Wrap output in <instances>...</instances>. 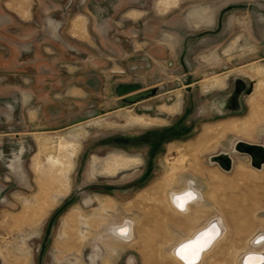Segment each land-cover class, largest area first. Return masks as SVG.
<instances>
[{"label": "rangeland", "instance_id": "rangeland-1", "mask_svg": "<svg viewBox=\"0 0 264 264\" xmlns=\"http://www.w3.org/2000/svg\"><path fill=\"white\" fill-rule=\"evenodd\" d=\"M18 75L30 92L3 91ZM240 141L264 145V0H0V264H39L74 196L43 264H180L174 246L220 216L202 264H239L264 243V164ZM191 179L205 199L180 213L170 193ZM127 220L131 239L108 232Z\"/></svg>", "mask_w": 264, "mask_h": 264}, {"label": "bare ground", "instance_id": "bare-ground-1", "mask_svg": "<svg viewBox=\"0 0 264 264\" xmlns=\"http://www.w3.org/2000/svg\"><path fill=\"white\" fill-rule=\"evenodd\" d=\"M178 2L179 0H165V3L168 7H174L178 4ZM50 24L53 27V30L56 32L57 26L54 25L53 21H50ZM92 124L104 125L105 122H103V120H94ZM88 133L89 131L85 128H75L71 132V134L74 136L75 139H82V140L87 137ZM50 142L51 141H47V140L42 142V148L44 151H50L51 155L49 157V160L51 164L53 166L58 164L59 165L69 164L70 161L68 157L66 158L60 156L57 157L55 153H52V151L55 150V147L54 146L50 147L49 145ZM61 145H63V143H61ZM262 167L263 164L260 165V167L258 166L257 168L261 169ZM114 169L115 168H113L112 170ZM188 193H191V198H189V196L187 195ZM202 193H203L202 189L198 188L195 184V181L191 179L186 183V187L184 189L173 191L170 193V202L172 204L171 206H173L177 211L181 213H188L193 204L198 203L205 199ZM180 203H183V207L179 206ZM133 224L134 222L132 220H127L120 224L112 225L111 227H109L108 232L113 234L117 233L118 238H120L121 240H129L134 235ZM206 228L208 229L205 230ZM121 230H126V231H121ZM227 231L228 229L226 227L224 218L220 216L219 218H216L213 221L211 219L205 226H202L198 230L194 231L190 236L184 238L178 244H176V246H174L172 250V254L175 256V258H177L176 260L180 264H194L195 262H196L195 264H202L205 261L206 256L214 249V247L218 244V242L225 236ZM197 234L198 236L194 240L186 244H183L186 241L193 239ZM261 237H264V234L259 235L254 242H256ZM187 244H191V248L186 249V253H185L189 255V260L183 259L181 255L178 254L181 247ZM260 245L264 246V243L262 242L259 244V246ZM253 246L254 247L252 250L247 251L241 255L239 264H264V248L259 250L258 249L259 246L257 245V243H254ZM192 253H195V255L192 256L191 255ZM249 257H252V259H249Z\"/></svg>", "mask_w": 264, "mask_h": 264}, {"label": "water", "instance_id": "water-1", "mask_svg": "<svg viewBox=\"0 0 264 264\" xmlns=\"http://www.w3.org/2000/svg\"><path fill=\"white\" fill-rule=\"evenodd\" d=\"M254 5L253 3H241V4H230L228 5L222 12V14H224V12L226 10H230V9H234V8H241V7H244V8H249V10H254ZM258 9V8H257ZM189 82L191 81V79L188 80ZM139 87L137 85H131V86H125L123 89H121V93H128V92H132L134 90H137ZM192 90V87L189 86L188 87V91H191ZM147 92H142V93H139V94H134L133 96H131V100H136L142 96H145ZM185 128V125L183 124H176L174 127H172L171 129H168L167 131L159 134V135H156L157 138H171L173 136L176 135V133H179V132H182ZM236 148L242 152H245V153H248L249 155H251L252 157V164L255 166V167H260V165L264 164V145L262 144H255V143H250V142H246V141H240L238 142V144L236 145ZM221 157V158H220ZM215 159H217L218 161H220V163L223 165V166H226V167H229V164L228 162H230L229 158L225 155H221L219 157H214ZM228 161V162H227ZM149 172V170H148ZM146 179V178H145ZM78 191L80 192H83L82 189H78ZM76 199V196L70 198L69 200H67V202H65L59 209L58 211L53 215V217L51 218L50 222H49V225H48V228L46 230V233H45V236H44V241L43 243L41 244V248H40V263L39 264H43V257L46 253V250H47V247H48V244H49V240H50V237H51V234H52V228L54 226V223H55V220L56 218L60 215V213L62 211L65 210V208L71 204L74 200ZM209 228V227H208ZM208 228H206L205 230H207ZM200 234V233H198ZM198 234L191 240H188L186 241L185 243L183 244H186L192 240H194ZM182 246V245H181ZM196 263V262H195ZM194 263V264H195Z\"/></svg>", "mask_w": 264, "mask_h": 264}, {"label": "crops", "instance_id": "crops-1", "mask_svg": "<svg viewBox=\"0 0 264 264\" xmlns=\"http://www.w3.org/2000/svg\"><path fill=\"white\" fill-rule=\"evenodd\" d=\"M9 8V7H8ZM15 13H17V12H15ZM29 13H31V10H30V12ZM17 15L21 18V16L17 13ZM21 20L23 21V22H29L30 20H26V19H23V18H21ZM88 28V27H87ZM89 33H90V31H89V28H88V36H89ZM71 34V33H70ZM73 36V35H72ZM89 38H90V36H89ZM82 39H84V41H88L87 42V44L88 45H93V43L92 42H90L91 40H88V39H86V38H82ZM81 39V40H82ZM92 39H93V37H92ZM90 42V43H89ZM15 52L16 53H19V52H21L19 55L20 56H22V57H24V55H25V52H24V49H18L17 51L15 50ZM2 55H11V54H9V52H5V53H3ZM93 58H95V57H93ZM30 82H31V79L29 78V77H22V76H17L16 77V86H14V84H12V85H6V87L5 88H3V91H7V92H15V93H17L18 94V96H19V94H23V92H25V91H28V92H30ZM50 87V86H49ZM12 88H14V89H12ZM35 112L36 111H31V113L32 114H35ZM34 116V115H33ZM19 117V116H18ZM17 117V118H18ZM35 117V116H34ZM15 134H17V137H18V135H20V134H22V133H20V132H16ZM205 197V196H204ZM181 213V212H180ZM214 220V219H213ZM212 220V221H213ZM134 233H135V227H134Z\"/></svg>", "mask_w": 264, "mask_h": 264}, {"label": "snow or ice", "instance_id": "snow-or-ice-1", "mask_svg": "<svg viewBox=\"0 0 264 264\" xmlns=\"http://www.w3.org/2000/svg\"><path fill=\"white\" fill-rule=\"evenodd\" d=\"M187 195L189 196V198H191V193H188ZM179 206L183 207V203H180ZM121 231H126V230H121ZM260 240H264V237H261ZM189 248H191V244L183 245L181 247V249L179 250L178 254H180L183 259L189 260V255L185 254L186 253V249H189ZM191 255L194 256L195 253H192ZM249 259H252V257H249Z\"/></svg>", "mask_w": 264, "mask_h": 264}, {"label": "flooded vegetation", "instance_id": "flooded-vegetation-1", "mask_svg": "<svg viewBox=\"0 0 264 264\" xmlns=\"http://www.w3.org/2000/svg\"><path fill=\"white\" fill-rule=\"evenodd\" d=\"M49 23H50V22H49ZM206 86H207V88L209 87L208 84H207ZM206 86H205V89H207ZM179 106L181 107V101L179 102ZM93 121H94V120H93ZM93 121H91V122L93 123ZM109 169H110V168H109ZM112 169H113V168H111V170H112ZM113 171H115V170H113ZM116 171H117V169H116ZM116 171H115V172H116ZM115 172H111V174H113V173H115ZM107 173H110V172H107ZM133 236H134V235H133ZM114 237H115V236H114Z\"/></svg>", "mask_w": 264, "mask_h": 264}]
</instances>
